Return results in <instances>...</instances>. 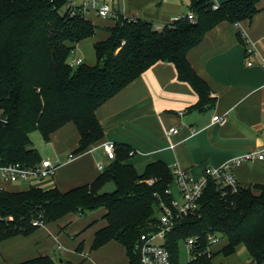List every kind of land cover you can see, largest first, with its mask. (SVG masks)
Segmentation results:
<instances>
[{"label":"trees","instance_id":"16d2710c","mask_svg":"<svg viewBox=\"0 0 264 264\" xmlns=\"http://www.w3.org/2000/svg\"><path fill=\"white\" fill-rule=\"evenodd\" d=\"M260 2L227 0L214 10L213 0H189L188 11L195 14L196 22L179 20L162 29L141 19L110 22L108 37L94 43L96 63L73 68L69 59L77 45L97 35L91 19L61 12L63 1L0 0V165L36 167L43 158L33 147L31 134L39 131L49 143L69 123L80 134L74 154L84 153L104 138L97 110L159 62L172 63L179 81L198 95L189 111L212 109L216 98L191 66L188 54L217 25L251 21L260 12ZM130 152L117 146L116 159L93 183L65 193L31 188L0 194V241L32 234L38 229L32 226L36 219L48 224L71 213L106 209L107 225L96 234L93 249L117 241L126 248L130 264H142L140 238L158 230L167 207L175 221L165 243L172 264H180V243L193 238L196 245L189 264H213L216 255L230 257L241 247L250 255L247 264H264L263 184L242 187L235 194L211 180L199 209L178 216L170 192L172 170L155 162L139 174L126 162ZM109 183L115 191H102ZM210 236L225 240L215 255L209 252L214 245ZM23 264L54 263L42 257Z\"/></svg>","mask_w":264,"mask_h":264},{"label":"crops","instance_id":"0c3cea01","mask_svg":"<svg viewBox=\"0 0 264 264\" xmlns=\"http://www.w3.org/2000/svg\"><path fill=\"white\" fill-rule=\"evenodd\" d=\"M225 1L218 0L219 3ZM118 5L117 9L124 16H134L160 28L182 16L183 8L187 10L182 0H119ZM259 9L251 21L217 25L205 36L202 44L188 54L191 66L207 82L212 97L216 98L212 109L189 111L198 102V95L189 84L179 81L172 63L159 62L97 110V118L104 130V138L100 142L75 155L80 134L76 125L69 123L53 134L49 142L51 154L57 158V170L52 178L17 183L0 180V185L6 192L57 188L65 193L91 184L103 172L98 169V164L107 168L112 163L103 150L106 142L129 148L130 158L126 162L133 165L139 174L149 164L163 162L172 172L177 166L194 178L201 177L207 168L219 167L264 148L262 0ZM95 19L100 21L101 18H91L97 25ZM105 21L100 24L102 27L112 25ZM107 37L106 29L102 30L96 41ZM90 41L93 55L85 60L86 64L94 65L96 41L94 38ZM83 43L77 45L76 50ZM249 48L256 53L250 55ZM215 115L225 116L227 122L224 125L214 123ZM173 128L176 131L170 133ZM71 155L74 157L70 158ZM233 172L243 188L264 185V161L244 163L234 167ZM176 187V199L171 188L170 192L173 199L181 202L180 190ZM106 214V209L84 215L71 213L28 236L2 240L0 264H23L42 257H50L54 264H130L126 248L117 241L93 249L96 234L107 225ZM220 242L224 243L218 247ZM224 245L225 240L218 241L209 252L215 255ZM245 252L248 254L245 263L235 253L230 257L218 254L213 264H247L250 255Z\"/></svg>","mask_w":264,"mask_h":264},{"label":"built area","instance_id":"2783aa9c","mask_svg":"<svg viewBox=\"0 0 264 264\" xmlns=\"http://www.w3.org/2000/svg\"><path fill=\"white\" fill-rule=\"evenodd\" d=\"M48 3L64 2V6L61 12L71 11V14L80 15L84 18L91 19L93 17L101 18L106 21L120 22L122 20L137 21V17L124 16L117 8L111 7L107 4L106 0H39ZM214 10L219 8L218 0H213ZM181 20H187L190 23H195L197 18L195 14L188 11L186 15H182L176 19H173L170 23ZM110 21V22H111ZM169 23V24H170ZM166 24L165 26H167ZM164 26V27H165ZM162 29L163 27H156ZM76 51V50H75ZM75 51L72 53L69 64L73 68H77L84 63L81 58L74 57ZM250 55L256 53L253 48L248 49ZM73 56V58H72ZM252 65V63H249ZM212 121L214 123L225 124L227 118L225 116L215 115ZM176 131V128L170 130V133ZM103 150L106 158L113 162L116 159L117 145L113 142H106L103 145ZM74 156L71 155L70 158ZM264 161V148L251 151L245 155L235 158L219 167L207 168L201 177L194 178L188 172L175 166L173 170L174 182L178 186L181 195V202L173 199L172 205L176 209L178 216H188L195 213L199 209V201L204 195L205 190L211 180L219 183V188L228 189L232 193H238L242 186L239 184L237 177L235 176L233 169L236 166H240L247 162ZM100 171L105 170V166L101 163L98 164ZM57 165L53 164L48 159H43L42 162L36 167H25L20 164H13L9 166L0 165V180L2 182L17 183L26 182L32 179L46 180L55 175ZM152 183V182H151ZM226 191V190H225ZM6 192L5 187L0 185V194ZM0 220H3L0 218ZM8 222V220H6ZM5 221V222H6ZM46 223L42 218L33 221V227H43ZM175 225L173 219V213L170 208H165L164 213L161 216V221L157 226L158 230L149 234L142 235L140 238V244L138 246L139 253L141 254L142 264H172L170 252L165 246L166 235L172 230ZM210 241L214 244L218 242L213 236H210ZM187 245L190 246L193 251L196 245V239L187 240Z\"/></svg>","mask_w":264,"mask_h":264},{"label":"rangeland","instance_id":"374dc122","mask_svg":"<svg viewBox=\"0 0 264 264\" xmlns=\"http://www.w3.org/2000/svg\"><path fill=\"white\" fill-rule=\"evenodd\" d=\"M82 1V0H80ZM104 1V0H103ZM183 2H185L186 5V9L188 11V5H189V1L188 0H182ZM264 0H262L263 3ZM107 4H109L111 7L114 8H118L119 7V0H106L105 1ZM183 12H185V8H183ZM186 11V12H187ZM100 19V18H99ZM96 20V19H95ZM98 22L97 24V28L99 30V32L97 33V35L94 37V40L96 41L97 37L99 34H101L102 30L107 29L108 27H102L101 23H104V19L96 20ZM111 21V20H110ZM107 21V22H110ZM106 22V21H105ZM112 23H114L113 21H111ZM101 24V25H100ZM93 55V46L90 40H88L87 42L83 43L76 51L74 54V57H79L81 58L85 63L87 58L91 57ZM73 58V56H72ZM86 59V60H85ZM31 139L33 142V147L35 149H37L38 151L41 152L42 157H44L45 159H48L53 163L56 164L57 161L55 158V156H53L51 154V144L50 143H46L41 135V133L39 131H35L31 134ZM27 187V186H26ZM171 190L173 191L174 194V198H177V187H176V183L174 182L171 186ZM115 191V185L113 183H111L110 185H108L105 189L104 192H108V193H112ZM180 200V199H179ZM224 243V242H223ZM222 242L218 243L217 246L220 247L223 245ZM223 248V247H221ZM245 249H238V251L236 253H238L240 255V257L242 258V260L244 261V263L247 261L248 259V254L245 252ZM59 253V251H58ZM223 257V256H222ZM192 259V250L190 248V246L187 245V243L185 242H181L179 245V262L180 264H189V262Z\"/></svg>","mask_w":264,"mask_h":264}]
</instances>
